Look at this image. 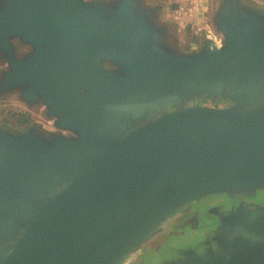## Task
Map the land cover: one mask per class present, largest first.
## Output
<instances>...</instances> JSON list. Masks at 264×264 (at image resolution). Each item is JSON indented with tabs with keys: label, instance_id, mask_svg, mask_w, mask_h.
I'll list each match as a JSON object with an SVG mask.
<instances>
[{
	"label": "water",
	"instance_id": "1",
	"mask_svg": "<svg viewBox=\"0 0 264 264\" xmlns=\"http://www.w3.org/2000/svg\"><path fill=\"white\" fill-rule=\"evenodd\" d=\"M215 23L224 45L185 55L145 0H0V94L44 101L78 136L0 129V264H127L181 207L264 191V100L245 105L264 79V14L223 0ZM211 92L243 105L196 102ZM246 230L257 239L199 264H264V212Z\"/></svg>",
	"mask_w": 264,
	"mask_h": 264
},
{
	"label": "flooded vegetation",
	"instance_id": "2",
	"mask_svg": "<svg viewBox=\"0 0 264 264\" xmlns=\"http://www.w3.org/2000/svg\"><path fill=\"white\" fill-rule=\"evenodd\" d=\"M110 1L111 0H88V2H93L96 4H107ZM145 3L147 5L149 4V1L145 0ZM247 6L249 7V5L245 3L244 7ZM148 8L152 17L159 18L157 16L156 8ZM165 30L168 38L172 37V34L168 31V29L165 28ZM16 43H18V46L16 45L18 48L16 49L22 50L19 52L20 56H23L30 51L29 47L23 46L19 42ZM101 64L102 67L107 71H116L118 69V67L112 63ZM80 91L84 92L85 90L84 88H80ZM256 94L257 96L255 98L254 104H245L246 109L249 111L259 109L262 105V101L264 100V79H262L261 84L256 88ZM208 96L209 98L196 100V102L201 105H207L211 107L234 106L235 104L238 105V107H241L243 105L242 102L225 99V97L218 92H211ZM2 98H4V95L0 94V99ZM212 100H218L219 102L217 101L218 103L215 104V106L212 103ZM60 103L64 105V102ZM29 106H32L31 108H37V110L41 111V118L43 115L45 123H39L30 117L29 120L26 121V123H28V130H30V128L38 129L47 136L64 134L69 137H78L73 130L58 128L55 126V124L49 123L47 118L49 117L48 113L51 108L44 101L32 103ZM159 112V110H156L149 113L148 121H150L154 115L159 114ZM143 115L144 113L142 116ZM141 122L142 119L140 118L130 117L124 124V134H128L138 128ZM262 193L264 192L257 190L256 192L250 193L248 195L237 196L238 199L235 198V195H233V198L238 200V203L236 205H232L231 207L221 204H211V200L216 198L213 195L204 197L203 199L201 198V200L199 199L200 201L198 202L181 207L176 211L175 215L169 218L168 222L158 227L152 240L143 246L144 248L142 250H148L151 252L155 248L159 255L162 256H160L155 263H151L149 260L147 261L143 253L138 251L127 264H199L198 258H204L208 252H222L223 250L220 248V245H222L223 242L231 241L234 237H244L251 241L256 240L257 238L248 233L246 230V224L253 221L256 216L263 214L264 202H261L258 199V194ZM203 219H206V223H209L212 226L215 225L214 229L220 227L221 225L215 234L210 237L208 242L201 243L198 241L191 247H178L177 250L173 247V245L170 246L169 243L159 244L158 247L155 246L162 238L169 241L176 232L179 233L184 228H186L188 223L193 221L201 222Z\"/></svg>",
	"mask_w": 264,
	"mask_h": 264
},
{
	"label": "rangeland",
	"instance_id": "3",
	"mask_svg": "<svg viewBox=\"0 0 264 264\" xmlns=\"http://www.w3.org/2000/svg\"><path fill=\"white\" fill-rule=\"evenodd\" d=\"M147 1H149V4H147L148 7L157 9V16L159 17L158 22L162 26H165L172 34L169 41L178 52L185 55L198 52L207 40L213 41L216 45H218V47H222L224 45V36L217 29L215 23L216 13L223 0ZM250 1L254 8L259 9L260 11L263 10L264 14V0ZM16 42H18V40L14 41L15 45L18 46V43ZM23 46L29 47L30 51L28 53L31 52V46ZM21 51V49H17L16 52L18 56H25L26 54L20 56L19 52ZM5 71H7V64L0 57V77ZM31 107L32 106L27 105V103L20 99V91L18 89L4 94V98L0 99V129L11 132L28 131V123H26V121L29 120L30 117L39 123H45L43 115L41 118V111L37 110V108ZM47 119L50 124H55V118L48 117ZM213 196L216 198L211 200V204H221L231 207L232 205H236L238 203V200L235 199L237 196L233 198V195L229 194V192L216 193L213 194ZM258 199L261 202H264V193L258 194ZM205 221L206 219H203L201 222H190L182 231L179 233L176 232L169 241L162 238L155 246L158 247L159 244L169 243L170 246L173 245V247L177 250L178 247H191L198 241L206 243L209 241L210 237L215 234L217 229L221 227V225L220 227L214 229L215 225L212 226ZM143 248L144 247H142L139 252L143 253L147 261L149 260L151 263H155L156 260L162 256L159 255L155 248L151 252L148 250H142Z\"/></svg>",
	"mask_w": 264,
	"mask_h": 264
}]
</instances>
